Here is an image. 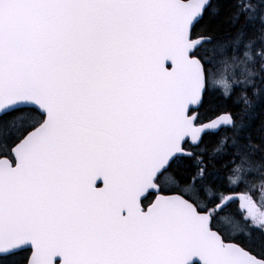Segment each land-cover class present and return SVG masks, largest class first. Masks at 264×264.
<instances>
[{"label": "snow or ice", "instance_id": "1", "mask_svg": "<svg viewBox=\"0 0 264 264\" xmlns=\"http://www.w3.org/2000/svg\"><path fill=\"white\" fill-rule=\"evenodd\" d=\"M257 192L264 0H0V264H264Z\"/></svg>", "mask_w": 264, "mask_h": 264}, {"label": "trees", "instance_id": "2", "mask_svg": "<svg viewBox=\"0 0 264 264\" xmlns=\"http://www.w3.org/2000/svg\"><path fill=\"white\" fill-rule=\"evenodd\" d=\"M205 115L210 116L211 114H205ZM256 200H257L256 205L259 207V205H260V203H259V192H257V194H256Z\"/></svg>", "mask_w": 264, "mask_h": 264}, {"label": "flooded vegetation", "instance_id": "3", "mask_svg": "<svg viewBox=\"0 0 264 264\" xmlns=\"http://www.w3.org/2000/svg\"><path fill=\"white\" fill-rule=\"evenodd\" d=\"M258 213L261 215V214H264V207L262 208L261 211L258 210Z\"/></svg>", "mask_w": 264, "mask_h": 264}, {"label": "rangeland", "instance_id": "4", "mask_svg": "<svg viewBox=\"0 0 264 264\" xmlns=\"http://www.w3.org/2000/svg\"><path fill=\"white\" fill-rule=\"evenodd\" d=\"M252 211H253V212L255 211V207H253Z\"/></svg>", "mask_w": 264, "mask_h": 264}]
</instances>
